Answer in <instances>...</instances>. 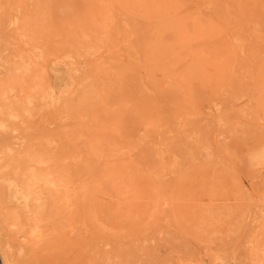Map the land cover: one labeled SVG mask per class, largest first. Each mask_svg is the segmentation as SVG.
Segmentation results:
<instances>
[{"label":"rangeland","instance_id":"1","mask_svg":"<svg viewBox=\"0 0 264 264\" xmlns=\"http://www.w3.org/2000/svg\"><path fill=\"white\" fill-rule=\"evenodd\" d=\"M205 1L0 0V264H264V0Z\"/></svg>","mask_w":264,"mask_h":264},{"label":"bare ground","instance_id":"2","mask_svg":"<svg viewBox=\"0 0 264 264\" xmlns=\"http://www.w3.org/2000/svg\"><path fill=\"white\" fill-rule=\"evenodd\" d=\"M149 1H150V0H149ZM155 1H156V0H155ZM231 1H232V0H230V2H231ZM145 2H146V1H145ZM206 2H207V3H206ZM210 2H211V1H210ZM210 2L208 3V1L206 0V1H205V4H207V5H208V4H211L212 2H211V3H210ZM238 2H239V1H238ZM190 4H191V3H190ZM229 4H230V3H229ZM233 4H234V2H233ZM241 4H243V3H241ZM168 5H169V4H168ZM188 5H189V4H188ZM216 5H217V4H216ZM233 6H234V5H233ZM257 6H258V5H257ZM173 7H174V6H173ZM193 7H194V6H193ZM210 7H211V6H210ZM231 7H232V6H231ZM234 7H235V6H234ZM239 7H240V6H239V3H238V9H239ZM66 8H67V7H66ZM139 8H140V7H139ZM179 8H180V7H179ZM216 8H217V7H216ZM212 9H214V6L212 7ZM241 9H242V8H241ZM156 10H157V9H156ZM196 11H197V10H196ZM118 12H120L119 9H118ZM214 12H215V11H214ZM216 12H217V10H216ZM240 12H241V11H240ZM155 13H156V12H155ZM157 13H158V12H157ZM159 13H160V12H159ZM184 13H186V12H184ZM196 13H197V12H196ZM244 13H245V12H244ZM195 16H196V14H195ZM216 16H217V15H216ZM131 17H132V16H131ZM184 18H185V17H184ZM133 19H136V18H133ZM205 19H206V18H205ZM131 20H132V18H131ZM161 20L163 21V19H161ZM181 20H182V19H181ZM236 20H237V19H236ZM167 21H169V20H167ZM211 21H212V20H211ZM223 21H224V20H223ZM185 22H186V21H185ZM39 23H40V22H39ZM144 23H145V22H144ZM155 23H157V22L155 21ZM222 23H223V22H221V24H222ZM157 24H158V23H157ZM157 24H155V25H157ZM224 24L227 25V23H225V22L223 23V25H224ZM133 25H135V24H133ZM155 25L153 24V26H155ZM162 25H164V24L162 23ZM206 25H207V23H206ZM135 26H136V25H135ZM221 26H222V25H221ZM166 27H167V25H166ZM169 27H170V26H169ZM224 27H226V26H224ZM118 28H119V27H118ZM152 28H153V27H152ZM160 28H161V27H160ZM175 28H176V27H175ZM46 29H47V28H46ZM119 29H120V28H119ZM135 29H137V28H135ZM162 29H163V28H162ZM168 30H169V29H168ZM15 31H16V30H15ZM149 31H150V30H149ZM164 31H165V30H164ZM164 31H163V32H164ZM207 32H208V31H207ZM46 33H47V32H46ZM151 33H152V29H151ZM120 34H121V33H120ZM147 34H148V33H146V35H147ZM159 34H160V33H159ZM161 34H162V33H161ZM176 34L178 35V33H176ZM48 35H49V34H48ZM123 35H125V34H122V36H123ZM151 35H152V34H151ZM43 36H44V35H43ZM135 36H136V35H135ZM147 36H148V35H147ZM149 36H150V34H149ZM153 36H154V35H153ZM190 36H191V35H190ZM201 36H202V35H201ZM154 37H155V36H154ZM44 38H45V37H44ZM47 38H49V37H47ZM135 38H137V36H136ZM178 38H179V37H178ZM64 39H66V36H64ZM71 39H72V38H70V40H71ZM100 39H104V38H101V37H100ZM47 40H48V39H47ZM135 40H136V39H135ZM145 40H146V39H145ZM184 40H185V39H184ZM71 41H72V40H71ZM76 42H77V41H76ZM103 42H104V40H103ZM110 42H111V41H110ZM141 42H142V41H141ZM99 43H101V42H99ZM16 44H17V43H16ZM65 44H66V43H65ZM174 44H175V43H174ZM101 45H103V44H101ZM135 45L138 46L137 43H136ZM140 45H141V44H140ZM140 45H139V46H140ZM176 45H177V44H176ZM189 45H190V44H189ZM233 45H234V44H233ZM8 46H9V44H8ZM129 46H130V45H129ZM139 46H138V48H137V51H141V53H142V50L139 49ZM212 46H213V45H212ZM217 46H219V45H217ZM9 47H10V46H9ZM12 47H13V46H11V48H12ZM127 47H128V46H127ZM133 48H134V47H133ZM133 48H132V50H133ZM148 48H149V47H148ZM202 48H203V47H202ZM135 49H136V47H135ZM217 49H218V48H217ZM59 50H60V48H59ZM77 50H78V48H77ZM132 50H131V51H132ZM157 50H158V48H157ZM203 50H205V49L203 48ZM236 50H237V49H236ZM237 51H238V50H237ZM57 52H58V51H57ZM77 52H79V51H77ZM206 52H207V51H206ZM79 53H82V52H79ZM88 53H89V52H88ZM37 54H38V53H37ZM83 54H84V53H83ZM90 54H91V53H89L88 55H90ZM175 54H176V53H175ZM38 55H39V54H38ZM76 55H77V54H76ZM76 55H75V56H76ZM237 55H238V54H237ZM148 56H149V55H148ZM205 56H206V55H205ZM103 57H104V56H103ZM206 57H207V56H206ZM100 58H101V57H100ZM117 58H118V57H117ZM129 58H132V57H129ZM166 58H167V57H166ZM198 58H200V56H198ZM33 59H34V58H33ZM35 59H36V58H35ZM39 59H40V58H39ZM76 59H78V58H76ZM201 59H202V58H201ZM204 59H205V58H204ZM78 60H80V59H78ZM88 60H89V59H88ZM199 61H200V60H199ZM235 61H236V60H235ZM160 62H161V61H160ZM200 62H201V61H200ZM205 62H206V61H205ZM220 62H221V61H220ZM113 63H114V62H112L111 64L114 65ZM115 64H117V63H115ZM136 64H137V63H136ZM143 64H145V63H143ZM155 64H156V63H155ZM158 64H159V63H158ZM190 64H191V62H190ZM235 64H236V63H235ZM81 65H82V64H81ZM140 65H141V64H140ZM147 65H148V64H147ZM183 66H184V65H183ZM186 66H188V65H186ZM138 67H139V66H138ZM159 67H160V66H159ZM163 67H164V66H163ZM215 67H218V66L216 65ZM201 68H203V67H201ZM218 68H219V67H218ZM160 69H161V68H160ZM193 69H194V67H193ZM193 69H192V70H193ZM155 70H156V69H155ZM193 72H194V71H193ZM229 72H230V71H229ZM237 72H238V70H237ZM143 73H144V72H143ZM185 73H186V72H185ZM221 73H222V72H221ZM194 74H196V73H194ZM196 75H197V74H196ZM214 75H215V74H214ZM237 75H238V74H237ZM220 76H221V75H220ZM238 77H239V76H238ZM175 78H176V77H175ZM145 79H146V78H145ZM170 79H172V78H170ZM194 79H195V77H194ZM236 79H237V78H236ZM10 80H11V79H9V81H10ZM13 80H14V79H13ZM13 80H12V81H13ZM143 80H144V78H143ZM176 80H177V79H176ZM234 81H235V80H234ZM10 82H11V81H10ZM34 82H35V81H34ZM145 82H146V81H145ZM180 82H181V81H180ZM186 83H188V82H186ZM235 83H236V82H235ZM200 84H201V83H199V85H200ZM237 85H238V84H237ZM16 86H17V85H16ZM200 87H202V84L200 85ZM235 87H236V86H235ZM202 88H203V87H202ZM209 88H210V87H209ZM186 89L188 90V88H186ZM210 90H211V89H210ZM187 92H188V91H187ZM184 93H185V92H184ZM144 97H145V96H144ZM152 97H153V95H152ZM229 97H230V96H229ZM229 97H228V98H229ZM228 98H227V100H228ZM148 99H149V98H148ZM134 100H135V99H134ZM225 100H226V99H225ZM138 101H139V100H138ZM138 101H137V102H138ZM254 101H255V100H254ZM137 102H136V103H137ZM148 102H149V101H148ZM89 103H90V102H89ZM145 103H146V102H145ZM225 103H226V102H225ZM94 104H95V103H94ZM136 105H137V104H136ZM164 109H165V108H164ZM164 109H163V110H164ZM220 109H221V108H220ZM168 110H169V109H168ZM168 110H167V111H168ZM171 110H172V109H171ZM139 111H140V110H139ZM174 111H175V110H174ZM162 112H163V111H162ZM165 112H166V111L163 112L164 115H163L161 118H164V117L166 116V115H165V114H166ZM227 114H228V113H227ZM229 114H230V113H229ZM233 114H234V113H233ZM221 115H222V114H220V116H221ZM223 116L225 117L226 115L224 114ZM224 117H222V118H224ZM47 118H49V117H47ZM8 125H9V124H8ZM33 126H34V125H32L31 127H33ZM33 128H34V127H33ZM74 129H75V128H74ZM6 133H7V132H6ZM8 133H10V132H8ZM8 136H10V135H8ZM25 136H26V135H25ZM4 138H5V137H4ZM0 139H1V138H0ZM2 140H3V139H1V141H2ZM1 141H0V142H1ZM10 141H11V140H10ZM10 141L8 142V140H7L6 142H8V144H10V143H11ZM2 143H3V142H2ZM0 145L2 146V144H0ZM3 146H4V145H3ZM3 152H4V151H3ZM6 156H7V155H6ZM127 176H128V175H127ZM116 181H117V179H116ZM188 249H189V248H188ZM184 250H185V249H184ZM184 250H183V251H184ZM191 252H192V251H191ZM8 257H9V256H8ZM30 257H31V256H30ZM6 260H7V259H6ZM9 262H10V261H9ZM9 262H8V263H9ZM6 263H7V262H6ZM37 263H38V262H37Z\"/></svg>","mask_w":264,"mask_h":264}]
</instances>
